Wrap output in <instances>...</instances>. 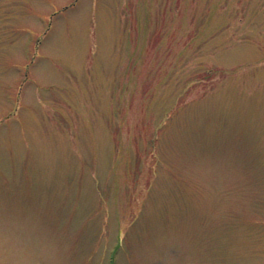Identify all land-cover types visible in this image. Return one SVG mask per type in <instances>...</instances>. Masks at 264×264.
<instances>
[{
	"label": "rangeland",
	"instance_id": "374dc122",
	"mask_svg": "<svg viewBox=\"0 0 264 264\" xmlns=\"http://www.w3.org/2000/svg\"><path fill=\"white\" fill-rule=\"evenodd\" d=\"M0 264H264V0H0Z\"/></svg>",
	"mask_w": 264,
	"mask_h": 264
}]
</instances>
